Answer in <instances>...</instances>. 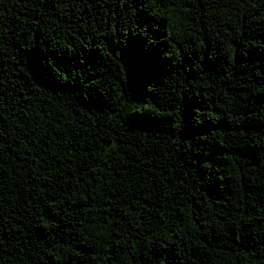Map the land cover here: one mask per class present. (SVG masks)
<instances>
[{
	"label": "trees",
	"instance_id": "trees-1",
	"mask_svg": "<svg viewBox=\"0 0 264 264\" xmlns=\"http://www.w3.org/2000/svg\"><path fill=\"white\" fill-rule=\"evenodd\" d=\"M0 264H264V0H0Z\"/></svg>",
	"mask_w": 264,
	"mask_h": 264
}]
</instances>
